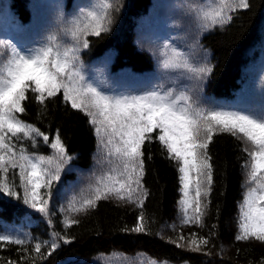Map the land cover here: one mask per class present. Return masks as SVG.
<instances>
[{
    "label": "snow or ice",
    "instance_id": "snow-or-ice-1",
    "mask_svg": "<svg viewBox=\"0 0 264 264\" xmlns=\"http://www.w3.org/2000/svg\"><path fill=\"white\" fill-rule=\"evenodd\" d=\"M120 7L119 0H96L70 20L60 15L58 30L39 47L24 49L8 38H0V193L21 200L52 226L53 190L74 157L59 131L50 138L21 116L26 112L24 102L29 94L42 106L41 114L47 101L62 95L66 105L88 118L99 151L97 164L101 167L94 182L61 209L65 212L62 223L66 229L79 223L72 218L74 215L95 210L102 200L115 199L143 208L148 196L143 185L144 148L154 139L177 166L182 193L181 224L203 227L214 183L209 145L216 135L229 134L244 143L243 151L248 157L243 166L246 188L239 204L236 240L264 243V103L259 109L243 110L205 106L201 94L213 71L206 55L194 61L190 54L169 44L164 45L165 59L160 66L165 72L179 73V78L191 82L189 85L177 90L175 86L165 89L161 84L143 94L106 93L84 74L81 53L89 48V37H101L112 30L114 13ZM180 7L195 23L199 35L231 24L234 13L249 9L250 0H189ZM191 47L198 49L199 41L194 39ZM41 140L51 149V155L30 152L24 146L28 141L37 148ZM130 231L148 234L143 212ZM72 242L66 234L53 231L49 241L36 242L29 251L27 236L5 232L0 234V245L20 246L22 256L19 260L0 257V261L36 264L51 257L61 243ZM170 242L192 252L211 254L204 251L209 239L196 233L187 239L180 235Z\"/></svg>",
    "mask_w": 264,
    "mask_h": 264
},
{
    "label": "trees",
    "instance_id": "trees-1",
    "mask_svg": "<svg viewBox=\"0 0 264 264\" xmlns=\"http://www.w3.org/2000/svg\"><path fill=\"white\" fill-rule=\"evenodd\" d=\"M177 1L167 13H156L155 0H119L121 7L114 13L112 30L101 37H89L90 46L81 53L82 62L104 63L113 77L121 74H127L125 78L129 80L155 77L165 72L160 64L165 59L164 45L169 44L190 54L194 61L206 55L213 71L201 94L205 106L243 110L246 102L248 108L259 109L264 103V0H250L249 9L234 13L231 24L199 35L195 23L180 7L189 0ZM35 2L0 0V5L6 6L23 28H28L39 15ZM78 2L61 0L65 12ZM194 39L199 41L195 50L191 47ZM182 80L184 84L191 83ZM29 97L24 102L26 112L21 118L35 124L50 138L59 131L69 154L74 157L53 190L52 226L47 218L21 200L0 193V234L27 236L29 251L34 243L49 241L53 231L72 238L71 244L61 243L51 257L36 264H150V261L157 264H264V243L236 240L239 204L246 188L243 166L248 159L241 140L229 134H218L209 145L214 183L203 227L181 224L182 193L177 166L154 139L144 148L143 185L148 196L143 208L115 199L102 200L95 210L74 215L72 218L79 223L66 229L62 223L65 212L61 209L67 207L72 197L87 189L101 171L97 164L96 138L88 118L66 105L62 95L47 101L43 114L42 106L31 94ZM24 146L30 152L52 154L42 140L37 148H32L28 141ZM12 178L9 173V179ZM15 179L18 185V177ZM141 212L148 234L130 231ZM192 233L209 239L204 251L210 255L170 242L180 235L187 239ZM21 256L20 246L0 245V257L4 260H19Z\"/></svg>",
    "mask_w": 264,
    "mask_h": 264
},
{
    "label": "rangeland",
    "instance_id": "rangeland-1",
    "mask_svg": "<svg viewBox=\"0 0 264 264\" xmlns=\"http://www.w3.org/2000/svg\"><path fill=\"white\" fill-rule=\"evenodd\" d=\"M36 2L39 15L31 21L32 24L28 25V28H23L18 20L12 19L5 9L0 8V38H8L24 49L39 47L46 42L50 34L58 30L60 15L63 16L64 20H70L79 14L82 7L91 6L96 0H79L77 5L69 12L64 11L61 0H36ZM175 2L178 1L155 0L156 13H162V11L167 13ZM57 5H59V9ZM35 8L37 9V7ZM83 65L84 74L88 80L100 86L108 94H143L161 84L165 89L175 86L179 90L187 85L174 72H161L159 76L129 80L125 78L127 74L114 77L109 75V69L104 63H83Z\"/></svg>",
    "mask_w": 264,
    "mask_h": 264
}]
</instances>
